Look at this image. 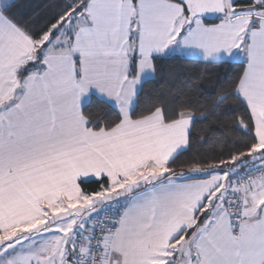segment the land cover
<instances>
[{"label":"snow or ice","instance_id":"snow-or-ice-1","mask_svg":"<svg viewBox=\"0 0 264 264\" xmlns=\"http://www.w3.org/2000/svg\"><path fill=\"white\" fill-rule=\"evenodd\" d=\"M15 9L0 0V264H264V0ZM166 62L240 71L209 91Z\"/></svg>","mask_w":264,"mask_h":264},{"label":"trees","instance_id":"trees-1","mask_svg":"<svg viewBox=\"0 0 264 264\" xmlns=\"http://www.w3.org/2000/svg\"><path fill=\"white\" fill-rule=\"evenodd\" d=\"M50 0H16L15 11L21 17H28L32 20H40L48 11ZM173 67L181 75H201L203 76V86L209 91L214 87L217 75L232 76L240 71L238 65H205L203 63H180L166 62V68ZM155 84H147L145 91H151Z\"/></svg>","mask_w":264,"mask_h":264}]
</instances>
